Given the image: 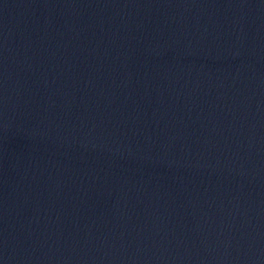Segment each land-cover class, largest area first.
<instances>
[{
	"label": "water",
	"instance_id": "1",
	"mask_svg": "<svg viewBox=\"0 0 264 264\" xmlns=\"http://www.w3.org/2000/svg\"><path fill=\"white\" fill-rule=\"evenodd\" d=\"M0 264H264V0H0Z\"/></svg>",
	"mask_w": 264,
	"mask_h": 264
}]
</instances>
